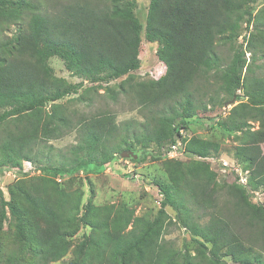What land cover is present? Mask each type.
I'll list each match as a JSON object with an SVG mask.
<instances>
[{
    "label": "trees",
    "instance_id": "obj_1",
    "mask_svg": "<svg viewBox=\"0 0 264 264\" xmlns=\"http://www.w3.org/2000/svg\"><path fill=\"white\" fill-rule=\"evenodd\" d=\"M247 3L150 0L145 37L159 44L157 55L166 74L142 81L132 74L140 68L137 54L143 31L134 13L136 0H52L46 6L40 0H0V170L8 164L22 167L23 162L47 161L42 168L47 173L72 177L80 171H103L125 150L142 152L138 161H143L151 145L174 146L180 131L199 122L202 111L217 107L227 95L240 103L230 111L229 122L221 125L243 133L236 153L255 166L249 183L264 186V74L257 75L264 62L257 63L253 44L260 42L264 58V12L253 16ZM8 22L18 25L14 36L2 35ZM244 22L254 24L248 65L245 53L233 47ZM55 57L67 71L89 82L127 76L118 90L108 87L106 93L114 104L128 101L142 120L119 122L118 114L109 108L67 107L62 100L79 95L83 85L58 78L49 64ZM83 101L89 108L94 105ZM250 121L259 122L260 129L251 131ZM73 133L77 144L70 148L57 150L50 143ZM187 149L209 155L205 148L188 144ZM54 156L61 158L59 164ZM195 181L200 184L203 178ZM158 186L164 195L161 213L167 206L185 208L171 188ZM54 200L48 190H37L29 205L14 207L0 201L3 219L9 206L21 241L37 250L36 264L58 262L69 249L62 230L66 220ZM92 210L89 207L87 213ZM96 212L89 223L100 231V238L93 243L96 252L90 264H225L221 256L238 264H264L262 254L243 239L236 225L216 214L189 226L197 254L190 255L187 244L180 258L171 243L159 238L158 223L137 219L124 233L129 220L109 219L104 208Z\"/></svg>",
    "mask_w": 264,
    "mask_h": 264
},
{
    "label": "rangeland",
    "instance_id": "obj_2",
    "mask_svg": "<svg viewBox=\"0 0 264 264\" xmlns=\"http://www.w3.org/2000/svg\"><path fill=\"white\" fill-rule=\"evenodd\" d=\"M40 1L44 6L52 2ZM136 1L134 13L143 31L137 54L140 68L132 74L142 81L159 80L166 74V66L157 55L159 44L151 43L145 37L150 0ZM247 11L253 16L263 13L264 0H248ZM245 22L242 23L241 36L233 43V47L245 53L248 65L252 60L248 44L254 24L248 23L249 26ZM17 30L18 25L8 22L2 35L14 36ZM253 44L258 51L257 63L262 64L264 58L260 57V42ZM49 64L58 78L71 84L83 85L79 95L62 100L67 107L79 111L109 108L118 114L119 122L127 119L142 120L139 110L131 109L128 101L121 100L114 104L106 93L108 87L118 90V85L127 76L112 81L100 79L94 83L67 71L63 62L56 57ZM263 74L264 67L257 70V75ZM81 94L84 96L81 97ZM241 99L243 102L247 100L243 96ZM83 100L94 102L93 107L89 108ZM239 103L224 95L221 104L202 111L199 122L180 131L181 137L177 138L175 150L173 145H165L160 149L151 145L147 149L150 154L143 161H138L142 152L136 153L139 157L135 161L131 158L122 159L120 153L118 158L105 165L103 171H80L72 177H54L47 173L42 169L47 161L30 162L32 165L23 162L22 167L4 165L0 170V201L3 199L14 207L22 203L29 205L28 199L37 190H48L52 198L59 202V211L66 220L62 228L63 237L69 249L61 260L52 264H90L96 252L93 243L100 238V231L92 228L89 222L92 215L97 214L96 210L103 208L110 213L109 219L119 217L131 222L124 233L133 228L137 219L158 223L162 227L159 238L171 243L179 251L180 258L187 244L190 246V255L197 254L196 247L191 245L195 236L189 226L193 222L205 223L216 214L236 225L243 239L250 242L264 258V186L257 188L249 183L255 166L236 153L237 147L243 143V133L221 125V122H229L230 111ZM249 123L253 132L261 127L259 122ZM50 143L57 150L70 148L77 144V135L73 133ZM188 144L208 149L209 155L202 157L188 152ZM261 149L264 153V142L261 143ZM44 150L45 153L49 152L46 145ZM60 160V157H53L57 164ZM196 177L203 178V181L195 185ZM158 184L171 188L175 198L184 202L185 208L178 210L167 206L164 213H161L164 195ZM238 205L241 209L236 207ZM89 207H93L90 214L87 213ZM6 212L5 219L0 212V264H5L9 259H13L14 264H36L37 250L21 241L16 215H12L9 206ZM220 258L225 264H238L229 258Z\"/></svg>",
    "mask_w": 264,
    "mask_h": 264
},
{
    "label": "water",
    "instance_id": "obj_3",
    "mask_svg": "<svg viewBox=\"0 0 264 264\" xmlns=\"http://www.w3.org/2000/svg\"><path fill=\"white\" fill-rule=\"evenodd\" d=\"M138 157H139L138 154H136L134 151H131V150H125L121 153L122 159L133 158V159L137 160Z\"/></svg>",
    "mask_w": 264,
    "mask_h": 264
},
{
    "label": "built area",
    "instance_id": "obj_4",
    "mask_svg": "<svg viewBox=\"0 0 264 264\" xmlns=\"http://www.w3.org/2000/svg\"><path fill=\"white\" fill-rule=\"evenodd\" d=\"M176 146H173V150H175Z\"/></svg>",
    "mask_w": 264,
    "mask_h": 264
}]
</instances>
